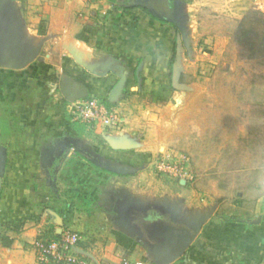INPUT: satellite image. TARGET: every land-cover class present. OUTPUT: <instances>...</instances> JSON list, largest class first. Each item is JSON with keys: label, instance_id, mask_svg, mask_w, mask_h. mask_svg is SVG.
Instances as JSON below:
<instances>
[{"label": "crops", "instance_id": "1", "mask_svg": "<svg viewBox=\"0 0 264 264\" xmlns=\"http://www.w3.org/2000/svg\"><path fill=\"white\" fill-rule=\"evenodd\" d=\"M187 7L188 0H0V19L13 14L21 40L37 51L24 68L0 67V147L6 150L0 233L13 239L10 247L0 243V264H38L36 240L51 238L63 227L80 232L74 250L88 264H157L156 245L144 243L121 216L129 204L169 207L192 217L213 208L186 255L169 264H264V217L252 222L220 217L217 204L195 203L184 192L172 193L170 185L157 193L146 162L154 157L156 142L136 138L138 131L155 125L134 115L133 102L168 95L167 70L171 77L172 58L181 56L186 45V27L180 34V25ZM173 13L179 25L169 20ZM71 51L87 64L121 72V91L110 101L118 76L88 72ZM62 77L112 109L119 116L118 129L72 122L58 88ZM106 137L135 146L115 149ZM74 145L136 171L110 173Z\"/></svg>", "mask_w": 264, "mask_h": 264}, {"label": "rangeland", "instance_id": "2", "mask_svg": "<svg viewBox=\"0 0 264 264\" xmlns=\"http://www.w3.org/2000/svg\"><path fill=\"white\" fill-rule=\"evenodd\" d=\"M182 26L176 87L167 70L168 95L133 102L134 115L155 125L136 134L156 142L150 180L159 194L170 185L195 203L217 204L215 215L252 222L264 217V0H188ZM181 156L192 177L183 187L157 167Z\"/></svg>", "mask_w": 264, "mask_h": 264}, {"label": "water", "instance_id": "3", "mask_svg": "<svg viewBox=\"0 0 264 264\" xmlns=\"http://www.w3.org/2000/svg\"><path fill=\"white\" fill-rule=\"evenodd\" d=\"M176 11V10H175ZM178 14L173 13L169 20L173 24H180L178 21ZM3 19L8 24L12 25L16 30L17 39L20 44V50L26 54V58L19 60L18 52L15 50L14 55H3L0 59V67L7 69H21L26 67L31 61L34 60L37 51L28 48L21 40L19 35L18 22L15 20L13 14L5 13ZM177 25V26H178ZM180 31H183V26L180 25ZM75 61L84 66L86 70L97 76H104L109 72H112L118 76V80L114 87L109 92L108 99L111 101L112 97H115L122 89L123 75L112 67L100 69L96 65L87 64L83 62L79 54L75 51H71ZM18 56V57H17ZM180 56L175 53L174 61L172 63L171 83L175 88V82L177 81L178 74L180 72ZM58 88L62 97L67 101H73L78 98L87 97L88 93L86 88L78 83L70 81L69 78L62 77L58 82ZM107 142L112 148L115 149H128L135 146L134 143L128 140H117L111 137H106ZM72 149L82 154L86 159L96 165L113 174H126L133 173L136 169H129L128 167L115 164L103 157H100L91 150H81L76 145ZM6 163V150L4 147H0V187L1 177L4 172ZM181 183L184 184L182 181ZM211 208L202 216H182L178 212H174L169 207H161L158 205L145 206L137 204H129L125 206L123 213L121 214L128 229L136 234L144 243L149 244L152 242L156 245L160 252L158 254L157 264H169L174 260L185 256L187 249L194 240L198 231L201 228L202 223L206 220L209 214L212 213ZM155 213V215L152 214Z\"/></svg>", "mask_w": 264, "mask_h": 264}, {"label": "built area", "instance_id": "4", "mask_svg": "<svg viewBox=\"0 0 264 264\" xmlns=\"http://www.w3.org/2000/svg\"><path fill=\"white\" fill-rule=\"evenodd\" d=\"M67 113L72 122L84 124L88 129L94 128L97 124L105 127L117 129L120 120L112 109L98 98H78L67 101L65 104ZM176 157V156H175ZM181 161L172 162L173 157H169V162L157 164V167L170 173L177 180H190L189 162L181 156ZM82 240L80 232L64 227L57 238H40L35 242L38 264H88V261L78 254L74 247ZM124 264H130L127 260ZM136 264H141L137 262Z\"/></svg>", "mask_w": 264, "mask_h": 264}, {"label": "flooded vegetation", "instance_id": "5", "mask_svg": "<svg viewBox=\"0 0 264 264\" xmlns=\"http://www.w3.org/2000/svg\"><path fill=\"white\" fill-rule=\"evenodd\" d=\"M160 16L166 17V13ZM16 36L14 27L5 20L0 19V59L3 55H14L15 50L18 52L19 60L26 58V54L20 50V44Z\"/></svg>", "mask_w": 264, "mask_h": 264}, {"label": "trees", "instance_id": "6", "mask_svg": "<svg viewBox=\"0 0 264 264\" xmlns=\"http://www.w3.org/2000/svg\"><path fill=\"white\" fill-rule=\"evenodd\" d=\"M174 61V58H172V63ZM84 125V124H83ZM230 220H234V218H229ZM16 227H19L22 222H14L13 223ZM13 239L6 236L5 234L0 233V243L2 244L3 247H10L12 245Z\"/></svg>", "mask_w": 264, "mask_h": 264}]
</instances>
